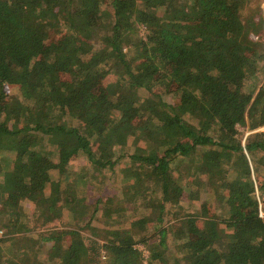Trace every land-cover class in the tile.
<instances>
[{
	"label": "trees",
	"instance_id": "obj_1",
	"mask_svg": "<svg viewBox=\"0 0 264 264\" xmlns=\"http://www.w3.org/2000/svg\"><path fill=\"white\" fill-rule=\"evenodd\" d=\"M261 1L0 0V264H264V131L246 135L258 181L238 138L264 125ZM206 184L221 218L161 223ZM108 186L112 202L90 198ZM25 203L68 224L35 230Z\"/></svg>",
	"mask_w": 264,
	"mask_h": 264
},
{
	"label": "rangeland",
	"instance_id": "obj_2",
	"mask_svg": "<svg viewBox=\"0 0 264 264\" xmlns=\"http://www.w3.org/2000/svg\"><path fill=\"white\" fill-rule=\"evenodd\" d=\"M261 6L263 8V13H264V0L261 1ZM143 27V28H142ZM145 25H141V31L140 33H144L145 32ZM104 31L99 32L100 34H103ZM253 37H257V35L253 34ZM137 35H130L128 37H126V39H129L130 41H133L135 39H137ZM128 40V41H129ZM116 69H112V71L109 72L108 75L105 76V81L101 84L98 83L95 85V88L97 89L98 92L106 95L110 90H114L115 86H116V82H115V78L117 77L118 73L115 71ZM263 74V73H262ZM168 92L169 91L167 88H165ZM239 130L241 131V133L239 134L238 138H241L242 140V144L244 147V152L246 155L247 160L249 161V164L252 168V174H253V179L258 181V173L256 172L255 168H254V163L255 160L258 164H261V160L256 159L253 157V153L251 150H248L246 148V135L248 134H254L260 131H264V125L255 128V129H251L249 124L246 122L245 124H239L238 125ZM255 138V137H254ZM264 152V150L262 151ZM239 153H236V156H238ZM259 156V155H258ZM82 156H73L70 160V165L72 166H76L79 164L80 160H81ZM3 164L0 163V168ZM4 168V167H3ZM4 176V173H1ZM117 181L120 182L121 181V177L117 178ZM115 186H111L107 188L106 192H101V193H95L93 196L94 197H90L92 199H96L98 197H102L101 200V204H108L107 202H112V199H110L112 196H109V193H114ZM257 194H258V198L260 200V210L262 212V215H264V195L262 193V191L259 190L258 188V184H257ZM212 189H210L209 184H206V186L203 188V190L198 191L195 189H189L188 191L185 190V194H183V196L181 197L179 204H174V202H167L166 203V208H165V214L163 216V221L161 222L164 225H168L169 227L171 225L174 226V228L179 227L180 222L182 219H184L182 216H187L189 213H194L198 215V226L200 228H203L205 225V220L208 218H221L223 215V205L218 202L215 198L214 195L212 194V196L209 197V193L211 194ZM161 191L160 189L155 188L154 186L148 189H144L142 191L139 192H134L133 193V202L137 203L138 205H141L143 203H147V204H152L154 202L159 201V197H160ZM89 198V199H90ZM128 203V202H127ZM129 204V203H128ZM128 209H130L131 207L128 206ZM140 209H144V208H140ZM25 210L27 213V217L29 220V224L35 229V230H47L50 229L51 227H61L64 226L66 224H68V219H63V218H56L54 219V221H49L47 224H41V219L38 218V216L35 213V206L34 204H28L25 203ZM181 212H179V211ZM108 215L110 214V211L108 208H103L102 211L100 212V218L96 219L97 224L103 229V227L106 226V221L108 219ZM134 216L133 218H131V220L135 221V219L138 217ZM112 217V216H111ZM96 218V217H95ZM182 223V222H181ZM77 226L80 225V223H75ZM152 225V223H149V225ZM132 225H137L134 224L132 222ZM22 232H9L7 233L8 236H16L21 234ZM108 234L109 236V232L103 231V235L101 236V240L102 241H106L105 238V234ZM2 234H4V232L2 233V228H0V237L2 236ZM28 234H30V237L33 236L32 232L28 231ZM32 234V235H31ZM172 234V233H171ZM69 237L70 235H67L66 240L69 241ZM141 236H138L137 239H140ZM172 245H176V244H184V237L182 235L178 236L177 234L172 235ZM36 239V238H35ZM38 240V239H36ZM66 243V242H65ZM68 245V243L66 244V246ZM136 245L141 248L143 250V256L145 261L148 260V256L150 254V251L148 249V247L146 246L145 243L143 242H138L136 243ZM5 246V244H4ZM5 249L8 250L9 248L5 246ZM12 255V254H10ZM38 256L40 257V259L42 260L43 264H48L46 258H44L41 254V252L38 254ZM103 257H105V255H103Z\"/></svg>",
	"mask_w": 264,
	"mask_h": 264
},
{
	"label": "built area",
	"instance_id": "obj_3",
	"mask_svg": "<svg viewBox=\"0 0 264 264\" xmlns=\"http://www.w3.org/2000/svg\"><path fill=\"white\" fill-rule=\"evenodd\" d=\"M261 214H262V212H261Z\"/></svg>",
	"mask_w": 264,
	"mask_h": 264
}]
</instances>
